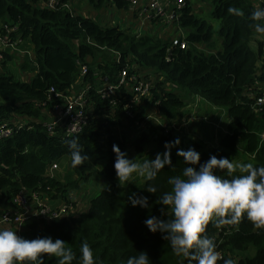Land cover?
<instances>
[{"label": "trees", "instance_id": "trees-1", "mask_svg": "<svg viewBox=\"0 0 264 264\" xmlns=\"http://www.w3.org/2000/svg\"><path fill=\"white\" fill-rule=\"evenodd\" d=\"M88 1L95 9L109 3L127 8L123 0ZM259 1L264 2L209 0V16L217 21L214 31L185 6L175 23L187 31L173 43L169 36L162 38L154 32H134L131 27L136 25L135 13H130L134 24L121 28L117 24L102 25L59 6L67 3L70 7L69 0H58L53 9L40 6L39 0H0V34L9 42L22 39L30 43L32 57L29 60L24 56L19 68L26 70L31 66L33 71L26 81L16 79L6 65L11 60L8 49L0 50V124L13 126L9 136L0 137V213L14 208L12 199L17 192L27 198L36 193L68 202L70 194L64 193L67 186L76 187L78 182L87 179L93 168L108 186V190L101 187L83 211H74L71 202L67 216L41 223L26 219L20 237L33 240L50 236L53 240L65 241L66 247L76 253L73 264H80L79 250L83 242L90 245L96 264H126L129 257L138 256L141 251L148 254L150 264H188L187 260L173 254L162 234L151 233L144 221L153 215L171 218L170 210L168 217H161L159 209L164 206L159 204V198L171 191L169 177L180 175L185 167L183 158L177 156L178 149H194L200 154L202 164L213 155L218 159L228 158L239 145L249 157L250 162L244 163L264 166V141L258 140V132L264 127V109L257 113L252 107L262 78L258 71L264 68V45L262 35L254 33L248 19ZM229 7L238 8L245 15L238 17L228 13ZM179 41H184L186 47L180 48ZM198 46L212 51L206 52ZM85 57H90V63L83 61ZM77 60L86 64L87 71L83 75L78 73ZM123 66L127 67L128 74L133 72L150 84L149 98L135 106L140 114V123L136 126L130 125L132 119L123 116L118 104L110 105L108 100L112 94L102 97L97 92L99 88L93 85L98 75L113 84ZM78 75L83 79L79 91L85 90V124L80 132L67 137L56 126L47 131L44 112L59 103L55 97H47V89L52 87L63 93ZM128 92L124 86L115 91L119 98H125ZM191 96L222 109L227 118L223 126L202 122L216 130L215 145L204 146L188 139L185 130H175L174 125L165 131L152 119L142 116L148 114L145 106L150 105L164 119L179 124L185 118L183 105ZM110 118L120 120L126 129L138 131L130 145L134 153L143 151L142 161L155 159L157 153L165 151L166 142L179 138L180 143L171 149L170 157L176 170L173 172L165 166L154 181L143 179L127 189L119 185L112 146L115 144L125 152L127 143L114 130V121ZM210 121L217 122L214 118ZM75 135L79 136V143L90 160L73 168L65 140ZM60 161L66 162L76 180L66 175L65 182L61 183L48 174L50 165L58 167ZM193 167L198 170L199 165ZM216 174L228 178L226 171L217 170ZM148 183L157 187L155 194L145 191ZM133 193L147 196L150 207H133L128 200ZM207 234L214 238L224 259H232L234 264H264V229L255 228L246 215L235 226L216 228L209 224ZM44 264H58V258L45 256ZM218 264H223V260Z\"/></svg>", "mask_w": 264, "mask_h": 264}, {"label": "clouds", "instance_id": "clouds-1", "mask_svg": "<svg viewBox=\"0 0 264 264\" xmlns=\"http://www.w3.org/2000/svg\"><path fill=\"white\" fill-rule=\"evenodd\" d=\"M228 13L243 17L245 13L234 7L227 9ZM248 19L252 22L255 33L264 36V9L257 8ZM179 138L166 142L165 151L157 153L155 159L143 161L129 159L126 152L113 144L115 154L114 170L119 185L132 182L133 174L143 177L145 182L156 179L158 174L172 165L171 149L178 146ZM71 156V166L76 168L89 161L84 152V146L79 143V136L66 139ZM177 156L183 158L185 167L180 175L170 176L168 184L171 191L165 192L159 198L162 219L150 216L144 221L148 230L162 234L176 257H182L188 264H234L232 259H224L217 250L214 238L207 234L209 224L216 228L238 225L245 217L257 229H264V166L254 167L252 163H237L228 158L210 156L208 161L200 163V154L194 149L187 151L178 149ZM191 165V166H189ZM199 165L198 170L196 166ZM226 171L225 178L216 172ZM104 190L108 186L103 185ZM145 191L150 194L157 192V187L148 183ZM133 207L149 208L148 197L133 193L128 198ZM80 264H96L93 251L87 242L80 246ZM58 258V264H73L76 253L66 242L53 240L50 236L26 240L17 235V230L0 229V264H44V257ZM126 264H150L146 252L131 256Z\"/></svg>", "mask_w": 264, "mask_h": 264}, {"label": "built area", "instance_id": "built-area-1", "mask_svg": "<svg viewBox=\"0 0 264 264\" xmlns=\"http://www.w3.org/2000/svg\"><path fill=\"white\" fill-rule=\"evenodd\" d=\"M58 0H43V6L48 8H55ZM127 2V9L130 13H135L136 30L152 33L155 29H160L163 25H172L177 21V17L182 9L184 0H123ZM60 7L66 8L68 11H72L71 7L67 3H62ZM257 8L264 9V2L259 1ZM256 8V9H257ZM144 28H148L145 30ZM12 30V29H11ZM8 30H5V33ZM18 39L13 40L16 42ZM13 42H9L8 39L0 34V46L4 48H12ZM173 43L177 40L173 39ZM179 47H186L184 41H179ZM117 57V55H116ZM1 58V55H0ZM76 65L78 67V73L83 75L86 70V65L77 60ZM261 74V81L259 82L257 93L253 98L252 107L255 112L261 113L264 109V68L258 72ZM124 86L129 91L125 98L117 97L115 91L119 87ZM150 84L143 82L140 78L136 77L135 73L128 74L127 67L123 66L118 72V78L113 84L107 83L106 85L97 89V92L102 97H107L112 94L113 97L109 98L110 105L118 104L124 117L132 119L131 126L138 125L140 114H138V106L142 104V100L149 97ZM84 92L79 91L73 97L65 98L63 93L57 92L52 87L47 89V97H55L59 100V103H55L51 106L50 110H47L50 114L55 113L49 120L45 119L46 130L50 131L55 126L59 129L60 133L67 137L72 134L81 131L83 125L86 122V114L84 111ZM196 99L200 101L198 96H191L187 102L184 103L187 109V114L184 120L179 124V127H185V125L191 120H198L204 123H213L214 127L217 126V122L210 121L212 117L207 115L195 116V104ZM139 104V105H138ZM138 105L137 107H135ZM46 111V112H47ZM144 119H152L155 124H158V118L148 114L142 115ZM210 118V119H209ZM173 128V125L162 126L165 131ZM13 131V126L7 124H0V137H7ZM259 142L264 141V127L262 131L258 132ZM57 166L51 164L48 168V174L52 175L54 169ZM14 208L9 211L0 213V228L12 227L17 235L20 236V232L23 230V223L26 219H34L37 222H47L52 218H58L67 216L71 212V202L59 201V204H49V200L45 195H37L32 193L29 198L22 192H17L13 199Z\"/></svg>", "mask_w": 264, "mask_h": 264}, {"label": "rangeland", "instance_id": "rangeland-1", "mask_svg": "<svg viewBox=\"0 0 264 264\" xmlns=\"http://www.w3.org/2000/svg\"><path fill=\"white\" fill-rule=\"evenodd\" d=\"M71 6H74V10L72 9L73 12H77L83 16H88L92 19H94L96 22L101 23L102 25H112L114 21L113 18L104 15V12L106 11V9H103L104 7L95 9L92 4L89 3L88 0H69ZM166 1V0H164ZM190 5L188 4L187 0H184V4L182 6H188L189 7V11L192 12L193 15H196L200 18H202L206 23H208L211 27V29L214 31L217 27V21L213 18H211L209 16V0H189ZM71 11V12H72ZM109 11H111L109 9ZM115 12H122L121 14H119V16L115 13L112 12V16H117L118 17V25L121 28H126V27H131L134 24V21H132V15L130 14V12L128 11V9H124V8H120ZM128 16H127V15ZM130 22V25L128 24ZM2 25L0 24V27ZM131 29H134V32L136 30V25L133 27H131ZM145 30H148V28H144ZM163 30V31H161ZM185 31H187V29H182L178 24L174 23L173 25H163L161 26L160 29H155L154 33L158 34L160 37L164 38L165 36H169L171 38V41L175 38H177V36L182 35ZM213 40L215 39V37L212 38ZM261 41L262 44L264 45V36L261 37ZM215 46H217V42H214ZM27 46V45H25ZM199 47V46H198ZM199 48L205 50L206 52H211V49H204L203 46H200ZM12 57H15V54L12 55ZM15 60V58H14ZM22 60L21 56H18L17 59L14 62H10L12 64H10L9 66H12L13 68L15 67L19 69V63ZM88 60V58H87ZM20 70V69H19ZM260 71V70H259ZM258 71V72H259ZM188 101V100H187ZM186 101V102H187ZM195 104L197 105L199 111H201L204 115H211L212 118L215 119V121H218V123H221V126L224 125L225 120L227 119L226 116H224V112L222 109H219L215 106L211 107V105H207L205 102H203L201 99L200 101H198L196 99ZM186 107H183V111H184V115L187 114V109H185ZM208 111V113L206 112ZM209 112H212L213 114H209ZM207 113V114H205ZM52 114V113H51ZM220 114V115H219ZM220 117H219V116ZM49 116L50 113L44 112V117L46 120H49ZM201 126H204V128L202 129ZM184 128V127H183ZM188 130L184 135L191 140L197 141L199 143H201L204 146H209L210 144L213 143V133H216V130L214 129L213 126L211 125H206L204 123H199L198 120L194 119L191 120L190 122H188L185 125L184 130ZM191 129V131H190ZM215 132H214V131ZM138 131H134L132 129H126L124 128L123 130L120 131V136L124 138V142L127 143V145L125 146V152L127 153V156L129 159H135L137 158V160L142 162V158H143V151L140 153H134L133 152V148L132 145H130V141L135 137V133H137ZM216 144V143H215ZM214 144V145H215ZM147 144H145V149L148 148V146H146ZM249 157L247 155H245V153L243 152L241 146L237 145V147L234 149V151H232L229 155H228V159L232 160L233 162H237V163H244ZM247 162H250L247 160ZM60 164H58V167L56 169L53 170L52 175L54 176V178L58 179L59 181H61V183H64L65 180L64 177L66 175L68 176V179L70 180H76V177H73V173L72 170H70L66 164V162L64 161H60ZM94 169V171H93ZM91 170V172L89 173V175L87 176V179L84 180L83 182H78L77 186H67V192L64 193H69L70 194V200L68 202H73V206H74V211H83L86 208V205L88 204V200L101 188L103 187V185H105L107 183L106 180H104V178H102L100 175H95L94 173L97 171H95L96 169L93 168ZM144 178L138 176L137 174H133L132 176V182L127 183L125 185V189H127L131 184L137 185L140 184L142 182ZM63 199H59L57 201H62ZM59 204V202L55 203L54 205ZM0 229H11L13 231H15L12 227H1Z\"/></svg>", "mask_w": 264, "mask_h": 264}, {"label": "crops", "instance_id": "crops-1", "mask_svg": "<svg viewBox=\"0 0 264 264\" xmlns=\"http://www.w3.org/2000/svg\"><path fill=\"white\" fill-rule=\"evenodd\" d=\"M69 3H70V1H69ZM39 5L40 6H43V0H39ZM71 5V4H70ZM71 7V10L73 9L74 10V6H70ZM121 8V7H120ZM119 7H117V6H115L113 3H109V4H107L103 9H106V11L104 12V15H107V16H109V17H111V18H113V20L114 21H112L113 22V24H117L118 25V17L117 16H112V12L113 13H115V14H117L118 16H119V14H121L122 12H115V11H117L118 9H120ZM109 9L111 10V11H109ZM119 13V14H118ZM127 15V14H126ZM128 16V15H127ZM128 22H129V20H128ZM1 23V22H0ZM175 23V22H174ZM174 23H172V25L174 24ZM129 25H130V22L128 23ZM119 26V25H118ZM120 27V26H119ZM1 28V27H0ZM162 31V30H161ZM254 33H255V31H254ZM257 36H261L260 34H257V33H255ZM258 38V37H257ZM214 42H217V40H215ZM218 44V43H217ZM25 45H27V46H25ZM7 48H4V49H2V47L0 46V50H3V51H5ZM103 51V50H102ZM8 52H9V54L11 55V60L10 61H8L7 63H6V65L8 66V68H10V70L13 72V75H14V77L16 78V79H18V80H21V81H26V80H28L31 76H32V74H33V71L31 70V66H29V69H26V70H21L20 68V70L18 69V68H16L15 69V67L13 68L12 66H9L10 64H12V63H10V62H14L16 59H17V57L18 56H21L22 57V59H23V57L24 56H26L29 60L31 59V57H32V50H31V46H30V43L29 42H26V41H23L22 39H18L16 42H13V46H12V48H8ZM13 54H15V60H14V58L12 57V55ZM87 58L88 57H85L84 58V62L87 64V62H89L90 63V57L88 58V60H87ZM0 61H1V58H0ZM16 62V61H15ZM22 62V60L20 61V63ZM84 63V64H85ZM30 65H31V63H29ZM85 64V65H86ZM19 66V65H18ZM82 82H83V79H82V76L81 75H78V77H77V79L73 82V84L71 85V87L70 88H68V89H66L65 90V92H63V94H64V97L65 98H70V97H73L82 87ZM107 84V78L106 77H101L100 75H98V76H95L94 77V82H93V85H95L96 87H98V88H100V87H102V86H104V85H106ZM126 88V87H125ZM257 88H258V84H257ZM149 97H147L146 99H148ZM149 107H151L150 105H146L145 106V110H146V113H149L150 115H152V116H155V117H157L158 118V124H155V125H157L158 127H162V126H167V125H174L175 127H174V129L176 130H180V129H183L184 130V128L183 127H179V124H176L175 122H174V120H172V119H164L163 117H161V115H159V113L154 109V108H149ZM195 116H202V115H204L201 111H199V109H198V107H196L195 108V112L193 113ZM210 114H213V113H210ZM55 115V113L53 112L52 114H50V116H49V118H52L53 116ZM110 116H111V114H110ZM185 117H186V115H184ZM210 117H211V115H210ZM111 119V118H110ZM111 120H113L114 121V125H113V128H114V130L120 135V131L121 130H123L125 127L122 125V122L120 121V120H118V121H116V120H114V119H111ZM152 122V121H151ZM199 123H201L200 121H199ZM152 124H154V123H152ZM201 128L203 129L204 128V126H201ZM181 131V130H180ZM186 132L188 131L187 129L185 130ZM190 131H191V129H190ZM214 131V130H213ZM215 132V131H214ZM217 139H218V136L215 134V133H213V143L211 144V145H214L216 142H217ZM95 175H97L98 173H94ZM98 176V175H97ZM49 200V204H55V203H57V202H59V201H57V200H53V199H48Z\"/></svg>", "mask_w": 264, "mask_h": 264}]
</instances>
